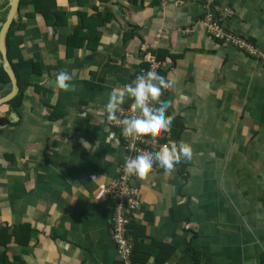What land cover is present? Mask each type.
Segmentation results:
<instances>
[{"label":"crops","instance_id":"1","mask_svg":"<svg viewBox=\"0 0 264 264\" xmlns=\"http://www.w3.org/2000/svg\"><path fill=\"white\" fill-rule=\"evenodd\" d=\"M55 2L56 26L21 12L37 72L17 117L0 108V225L28 226L20 237L30 238L0 252L11 264H123L114 203L97 198L126 157L104 106L153 59L174 81L160 97L171 102L172 140L192 158L132 181L136 264H264V60L214 40L204 0ZM216 4L225 32L264 53V0ZM60 71L68 90L55 84Z\"/></svg>","mask_w":264,"mask_h":264},{"label":"clouds","instance_id":"2","mask_svg":"<svg viewBox=\"0 0 264 264\" xmlns=\"http://www.w3.org/2000/svg\"><path fill=\"white\" fill-rule=\"evenodd\" d=\"M72 76L67 71H60L56 75L55 84L58 88L68 90L71 87ZM172 79L153 70L142 71L131 83L122 88H113L104 106L109 121H118L122 125V135L138 138L142 135L155 134L171 129L174 115L168 114L171 107L168 99H160L165 88H171ZM126 100L132 101L133 110L139 115L125 116L122 105ZM108 132L107 129H104ZM115 131V130H114ZM116 132V131H115ZM192 158V147L185 141L169 140L159 146L142 150L134 157L125 159L124 170L130 176L142 178L152 168L154 162L165 171L173 170L174 166ZM133 239V236H132ZM133 241V240H132ZM134 252V251H133Z\"/></svg>","mask_w":264,"mask_h":264},{"label":"built area","instance_id":"3","mask_svg":"<svg viewBox=\"0 0 264 264\" xmlns=\"http://www.w3.org/2000/svg\"><path fill=\"white\" fill-rule=\"evenodd\" d=\"M205 7L207 8L205 17L201 21V24L205 27L208 34H210L214 40H221L226 44L237 45L242 51H246L249 55L264 60V53L260 52L253 41L242 39L236 40L233 33H226L222 20L218 15V6L216 0H204ZM187 33L188 31H183ZM160 63L157 60H151L149 64L142 67L137 73L139 75L142 71L153 70L158 73ZM136 75V76H137ZM123 112L120 115L122 119L125 116L139 115L138 110H133L132 103L128 106H122ZM108 125L111 129L115 130L116 139L122 142L126 150V158L134 157L140 151L152 148L157 150L160 145L172 140L173 133L171 130L164 132L160 131L155 134L142 135L138 138L126 137L122 135V125L118 121H109ZM124 162L119 168L118 176L113 180L111 184H102L99 187L97 195L98 199L109 197L114 205L112 207V220H111V232L114 237V241L117 246V252L120 256L123 264H135L133 260L134 244L132 237L129 233L130 227L133 222L135 214L141 210V192L138 186L133 185L132 181L139 177L130 176L124 170ZM162 168L154 162L152 168L146 173H153L157 169Z\"/></svg>","mask_w":264,"mask_h":264},{"label":"trees","instance_id":"4","mask_svg":"<svg viewBox=\"0 0 264 264\" xmlns=\"http://www.w3.org/2000/svg\"><path fill=\"white\" fill-rule=\"evenodd\" d=\"M31 8V11L26 12V18H36L37 16L41 15L45 18L48 25L56 26V16L59 13L57 4L55 0H21V9L18 13L12 28L8 34V57L9 60L13 61V65L15 69L17 70L19 74V78L21 79V85L22 91L21 93L13 99L9 105L14 107L16 110H18L19 107L22 106L23 102V91L25 88L31 85V78L32 76L37 72V65L31 61V60H25L24 55L22 54L21 47L23 46V37L19 35L20 32H23L26 30L27 24L23 21L24 18L21 15L22 9L25 8ZM73 40H77V36H72L69 38V41L72 42ZM0 81H3L2 83L8 84L9 77L2 66H0ZM10 89L7 90L5 93H9ZM3 96V95H2ZM8 119L7 117L3 118L0 115V123L5 124ZM134 219V218H133ZM133 224V222H132ZM23 227L28 226H19L14 228L11 232L9 229V226L7 225H0V247L6 248L7 245H9L11 240H14L15 242L19 243H28L29 242V235L26 240L21 238V233L24 232ZM132 225L130 227V235H132ZM133 252V260L134 263H137V257L134 256ZM0 264H11L8 257L4 252H0Z\"/></svg>","mask_w":264,"mask_h":264},{"label":"water","instance_id":"5","mask_svg":"<svg viewBox=\"0 0 264 264\" xmlns=\"http://www.w3.org/2000/svg\"><path fill=\"white\" fill-rule=\"evenodd\" d=\"M0 7H3L0 10V14L7 13L5 21L0 20V66H3V69L11 79L12 83V92L8 95L0 97V107L12 101L19 93L18 77L12 67V64L8 57V48H7V37L10 32V29L21 9V0H0ZM6 86L0 83V92H2ZM11 116L17 117V112L12 113Z\"/></svg>","mask_w":264,"mask_h":264},{"label":"flooded vegetation","instance_id":"6","mask_svg":"<svg viewBox=\"0 0 264 264\" xmlns=\"http://www.w3.org/2000/svg\"><path fill=\"white\" fill-rule=\"evenodd\" d=\"M3 9V7H0V10H2ZM5 16V17H4ZM6 17H7V13H3V14H0V20L1 21H5L6 20ZM12 28V27H11ZM11 30V29H10ZM7 41H8V37H7ZM24 41V40H23ZM23 47V46H22ZM22 47H21V51H22ZM7 48H8V43H7ZM9 53V52H8ZM22 54H23V51H22ZM0 58H1V55H0ZM25 58V57H24ZM25 60H26V58H25ZM10 62H11V64H12V67L14 68V70H15V72H16V74H17V77H18V85H19V88H20V90H19V93H18V95L21 93V91H22V85H21V79L19 78V74H18V72H17V70L15 69V67H14V65H13V61H11L10 60ZM3 67V66H2ZM9 77V76H8ZM3 81H0V83L1 84H4V83H2ZM8 82H10V83H8V84H4L5 86H6V88L2 91V92H0V97H3V96H5V95H8V94H10L11 92H12V81H11V79L9 78V81ZM31 82V81H30ZM29 87V86H28ZM28 87L27 88H25L24 89V91H23V96H25L26 94V89H28ZM10 89V91H9V93H5L7 90H9ZM3 95V96H2ZM17 95V96H18ZM16 96V97H17ZM15 97V98H16ZM14 98V99H15ZM25 97H23V99H24ZM11 102V101H10ZM9 102V103H10ZM9 103H7V104H5V105H3V106H1V107H4L5 106V109H10V110H14L15 112H16V109L14 108V107H12L11 105H9ZM23 103V102H22ZM0 107V108H1ZM22 107V106H21ZM21 107H19V109L21 108ZM1 115V114H0ZM2 116V115H1ZM8 116V115H7ZM7 116H3V118H5V117H7Z\"/></svg>","mask_w":264,"mask_h":264},{"label":"rangeland","instance_id":"7","mask_svg":"<svg viewBox=\"0 0 264 264\" xmlns=\"http://www.w3.org/2000/svg\"><path fill=\"white\" fill-rule=\"evenodd\" d=\"M4 17H5V16H4ZM3 108H5V106H4ZM3 108H2L1 110H3Z\"/></svg>","mask_w":264,"mask_h":264}]
</instances>
